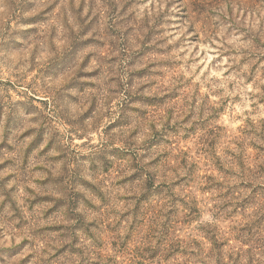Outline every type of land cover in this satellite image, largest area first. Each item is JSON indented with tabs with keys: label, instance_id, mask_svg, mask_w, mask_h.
<instances>
[{
	"label": "rangeland",
	"instance_id": "rangeland-1",
	"mask_svg": "<svg viewBox=\"0 0 264 264\" xmlns=\"http://www.w3.org/2000/svg\"><path fill=\"white\" fill-rule=\"evenodd\" d=\"M0 264H264V0H0Z\"/></svg>",
	"mask_w": 264,
	"mask_h": 264
}]
</instances>
